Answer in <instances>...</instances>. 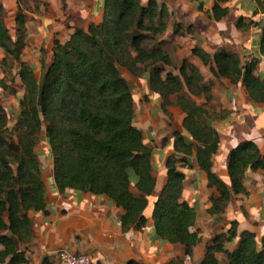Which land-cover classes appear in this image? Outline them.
I'll use <instances>...</instances> for the list:
<instances>
[{
  "label": "trees",
  "instance_id": "16d2710c",
  "mask_svg": "<svg viewBox=\"0 0 264 264\" xmlns=\"http://www.w3.org/2000/svg\"><path fill=\"white\" fill-rule=\"evenodd\" d=\"M189 1L198 3L201 10V0ZM229 1L213 0L209 18L216 22L225 18ZM255 1L258 8L252 16L261 14L264 22V0ZM3 10L0 2V48L5 54L0 67L4 73L20 60L25 45V15L18 8L14 17L17 37L13 40ZM168 18L166 7L156 0H148L146 5L141 0H103L101 23L87 30L75 29L64 44L56 42L52 61L40 81L31 67L21 64L18 75L23 95L13 130H9L7 113L0 107V264L26 262L20 245L32 234L28 212L45 213V185L35 151L42 133L59 191L73 189L106 196L122 210L123 231L145 226L143 212L155 188L151 151L133 124L132 91L119 67L134 76L148 71L149 90L161 97L163 109L174 104L185 114L182 127L191 138L179 132L173 135L174 151L182 158L169 157L165 163L167 181L152 211L158 237L183 245L187 256L199 241L193 230V209L181 200L184 175L177 169V162H186V157L194 153L208 186L218 193V198L211 200V215L224 213L231 195L245 192L248 170L264 172V156L254 141L241 142L229 151V187L212 171L213 158L220 149L219 135L206 109L212 100V82H205L199 69L186 59L178 67L179 77L171 73L162 77L164 69L160 65H171L170 58L158 45L150 49L143 46L165 31ZM244 18L240 15L236 26L247 31L255 20L245 25ZM177 28L176 24L175 31ZM258 52L264 57V26ZM191 54L214 78L227 79L232 85L240 83L252 102L264 103V77L256 74L260 59L243 61L234 52L221 49L208 54L200 47H194ZM0 89L13 93L2 79ZM173 95L175 101L171 102ZM192 97L202 98L203 103H196ZM13 135L15 142H10ZM236 236L237 224L232 222L226 233L215 236L199 264H216L215 253H224L228 264H264V235L258 248L255 235L243 231L236 250L226 251L225 245Z\"/></svg>",
  "mask_w": 264,
  "mask_h": 264
},
{
  "label": "crops",
  "instance_id": "0c3cea01",
  "mask_svg": "<svg viewBox=\"0 0 264 264\" xmlns=\"http://www.w3.org/2000/svg\"><path fill=\"white\" fill-rule=\"evenodd\" d=\"M36 1L32 5V1L27 0L28 4L23 7L19 0H0L3 9H7L11 16H15L18 8L25 15V45L20 60L13 64L14 87L6 84L13 89V93L6 90L9 93L6 95L11 98V95H23L18 75L21 64L31 67L35 78L40 81L43 70L52 61V49L56 42L64 44L75 29L87 30L90 25H98L102 21L103 0ZM147 1L141 0V4L146 5ZM251 1L230 0L226 4L227 16L216 22L209 18L213 0H201V10L198 9V3L189 0H156L158 5L166 7L169 15L162 39L171 37L175 22L192 24L198 34L197 38L187 41L190 49L200 47L208 54L224 49L244 57L251 54L252 58L264 62L258 52L260 34L255 31L258 27L247 31L236 28V20L240 15L255 22L263 19L262 15L252 16L255 9L251 11L247 7ZM14 28L16 33L15 22ZM174 40L177 41V38ZM4 57L0 50V62ZM191 62L201 73L205 69L199 65L201 62L198 58H191ZM259 68L258 75L264 77V63ZM119 72L132 91L133 124L141 131L143 143L151 151L155 188L147 198L148 205L143 212L146 224L141 230L123 231L120 225L122 210L108 197L73 189L59 191L53 178L49 147L41 141L39 149H43V159L47 161V171L41 170L46 208L45 213L28 212L32 234L27 243L20 245L26 258L24 264H51L59 250L87 254L91 264H199L215 236L226 233L232 222L237 224V236L225 245L226 251L236 250L239 234L243 231L253 233L260 248L264 235V172L248 170L244 181L245 192L232 194L224 213L211 215L208 212L211 200L217 199L218 193L214 187L208 186L206 174L197 165L194 153L186 157V162L179 161L176 165L184 175L181 200L193 209V230L199 236V241L192 254L187 256L183 245L171 244L155 234L152 211L167 181L166 160L169 157L182 158L181 154L174 151L173 135L179 132L187 139L191 138L182 127L185 114L174 104L166 105L163 109L161 97L149 90L148 71L136 77L125 69ZM3 77L0 68V79ZM212 81L213 102L218 101L220 104L217 114L209 113L220 139V149L213 158L212 171L229 187L226 163L231 149L241 142L254 141L264 156V103L252 102L240 83L232 85L227 79ZM192 99H198L195 100L198 104L203 102L201 98ZM169 100L174 102L175 97L171 96ZM41 137L44 140V136ZM133 192L137 194L135 189ZM214 258L216 264H228L224 253H215Z\"/></svg>",
  "mask_w": 264,
  "mask_h": 264
},
{
  "label": "rangeland",
  "instance_id": "374dc122",
  "mask_svg": "<svg viewBox=\"0 0 264 264\" xmlns=\"http://www.w3.org/2000/svg\"><path fill=\"white\" fill-rule=\"evenodd\" d=\"M32 1V5H34L35 3H37L36 0H31ZM27 0H19V3L23 4V7H25L28 3H26ZM34 3V4H33ZM251 5V6H250ZM29 8H31L30 4L28 5ZM247 7L250 9L251 11H253L254 9L256 10L257 7V2L255 0H252L250 4H247ZM204 14L207 16V13L204 12ZM257 15H261V14H257ZM14 14L13 16H11V14L8 12L7 9L4 8V23L6 25V27L9 30V33L12 37L13 40L16 39L17 37V33H15V28H14ZM169 17V15H168ZM239 16L237 17L236 20V25H237V21H238ZM169 20V19H168ZM167 20V22H168ZM252 21L251 18H244L243 23L245 25L249 24V22ZM178 25L177 30L175 31L174 26ZM264 26V22L260 19L256 22H254L253 25H251L248 30H251L255 27H258V29H255V31H257L259 34H261V28ZM237 28V26H236ZM240 29V28H237ZM167 30V26L165 31ZM242 30V29H240ZM165 31L160 34V35H156L152 40L144 42L143 46L146 49H150L154 46H159L163 52H165L168 57L170 58L171 61V65L167 66V65H160L163 67L164 69V73L162 74V77H164V75L166 73H171L176 77H179L178 75V67L180 65V62L182 59H186L188 60L191 64H193L191 62V58L195 57L191 54V50L189 48V44L187 43V41H190L193 38H197V34L198 32L196 31V29L194 28V26L192 24H186V23H179V22H175L173 25V33L171 35V37H168L167 39H162V37L164 36ZM260 37V36H259ZM174 38H177V41L174 40ZM183 39V44L182 46H180V39ZM185 38H188L187 40H185ZM190 39V40H189ZM175 43H179V45H176ZM177 47H176V46ZM2 55L5 56L4 52L2 51V49L0 48ZM252 55L249 54L246 57H244L242 54L240 55V57L242 58L243 61H250V60H254L255 58L251 57ZM263 57V56H262ZM196 58V57H195ZM264 59V57H263ZM262 60V59H261ZM264 62L260 63L259 65H263ZM14 64V63H13ZM194 65V64H193ZM199 65H202V63H200ZM205 67V69H203L201 75L204 79L205 82H212V87H211V95H212V88H213V79L215 80H219L216 79L212 76V74L209 72L208 67L207 66H203ZM1 68V67H0ZM3 68H1V71ZM13 69H14V65H12L10 67V69H5V72L3 73L4 77L1 78L5 84L14 87V75H13ZM119 71H122V69H125L123 67H119L118 68ZM259 67H257L256 70V74H259ZM127 70V69H125ZM130 73V72H129ZM133 75V74H132ZM134 76V75H133ZM136 77V76H135ZM129 85V84H128ZM7 94H9L7 91H4L2 89H0V107H2L6 113H7V118H8V124H9V130H13L14 129V125L16 123V121L19 119L20 116V110L18 107V102L21 98L17 97V95H11V97H8ZM172 97H175L174 95ZM202 99V98H201ZM196 101L198 99H195ZM194 100V101H195ZM199 103H201V100H199ZM203 103V102H202ZM220 104L218 101H214L213 102V96H212V100L209 102L208 106L206 107V109H208L209 113H211L212 115L217 114L216 111L219 109ZM13 133V132H12ZM42 135H44V133H42ZM45 140V139H44ZM43 140V138L41 137V139L38 142V145L35 148V151L38 155L39 158V162H40V166H41V170L42 171H47L45 165H46V159H43V149H39V147L42 145L41 141H43L44 145H45V141ZM10 142H15V136H11ZM47 144V143H46ZM48 146V145H47Z\"/></svg>",
  "mask_w": 264,
  "mask_h": 264
},
{
  "label": "built area",
  "instance_id": "2783aa9c",
  "mask_svg": "<svg viewBox=\"0 0 264 264\" xmlns=\"http://www.w3.org/2000/svg\"><path fill=\"white\" fill-rule=\"evenodd\" d=\"M51 264H91L90 256L84 253L59 250Z\"/></svg>",
  "mask_w": 264,
  "mask_h": 264
}]
</instances>
